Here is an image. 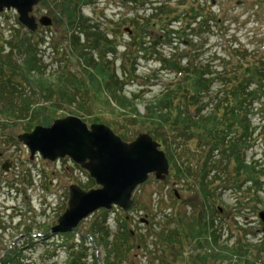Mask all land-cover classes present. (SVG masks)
<instances>
[{"label":"rangeland","instance_id":"rangeland-1","mask_svg":"<svg viewBox=\"0 0 264 264\" xmlns=\"http://www.w3.org/2000/svg\"><path fill=\"white\" fill-rule=\"evenodd\" d=\"M62 2L63 0H43L35 8L34 15L37 20L42 17L52 20L51 26H40L35 31L27 30L19 22L16 11L0 12V47H6L0 50V54L10 53L7 41L17 39V33L32 36L38 51L37 58L40 65L45 67L43 75L47 82L55 85L61 73L66 77H69L70 73L82 78L83 69L87 65L82 58H78V52H75L74 58L70 54V46L73 49V42L77 39L73 38L77 35L74 30H80L81 24L71 27L67 25ZM151 3H163L175 11L169 16H163L167 28L178 32V36H173L171 44L167 43L168 38L162 37L164 31L161 30V25H157V19L152 20L151 25L146 26L147 23H144V18H148L152 12ZM71 7L80 14V18L87 19L84 26L96 28L91 33L105 34L110 41L116 36L114 43L117 45V53L115 57H109L116 58L111 70L114 69L116 75L125 83V94L140 95L142 101H138L136 107L139 115L132 117L129 111L115 110V104L110 106L104 103L103 100L109 96L108 91L98 98L97 95L94 97L93 92L87 97V93L80 89L73 92L72 99L71 94L70 98H63L61 92L58 93L55 89L52 96L47 92L43 95L36 85L29 84L22 74L12 78L13 82L9 84L13 85V95L5 94V97L0 99L1 264L4 263L8 252L15 248L26 256L28 264H68L71 258L70 245L78 244L82 240L92 247L89 250L92 259L89 257L87 263L104 264L105 250L94 242L91 236L92 228L97 223L103 224L110 241L113 235L119 232L120 223L124 222L127 231H130L134 238L130 242L134 249L129 264H264V230L258 215L264 210V205L247 201L239 205L235 202L234 193L221 188L223 185L220 182L210 188L215 195L214 204L206 205L207 208L203 205L202 195L197 190V177L210 149L202 136L203 131H195L193 140L186 141L183 137L180 138L183 128L176 131H170L168 127L159 128L161 139L157 140L171 166L166 181H158L152 175L147 183L135 191L133 198L138 201V206L131 213L126 214L120 208L97 211L83 221L70 238L50 231L58 225L59 218L68 207L70 187L78 185L84 190H89L98 188V185L86 170L69 157L55 162L44 160L39 155L32 159L29 149L18 140L19 135L31 132L35 126L49 127L56 119L68 116L78 117L88 126L94 123L104 124L128 143L143 133L154 136L150 132L151 125L146 123L142 116H146L148 103L160 95L161 89L174 87L180 78L181 74L170 72L168 66L165 68L162 60L170 61V58L174 59L173 61L179 60L181 67H186L187 59L192 58L197 65H204L208 73H218L224 65L233 64L235 50L232 49L239 46L241 50L247 49L248 54H245L246 62L241 61L243 70L237 78L256 84L260 77L256 68H264V0H71ZM192 9L201 11L203 17L194 20V14L189 19L184 16ZM175 17L180 19L175 21ZM134 18L140 21L139 25L147 35V46L144 47L158 43L156 48H149L151 50L147 54L137 51L143 48L139 43L130 48L133 39L136 42L138 35L143 34L132 24ZM122 21L124 24L120 25ZM202 26L205 33L200 31ZM79 42L83 48L89 47L85 36L82 35ZM126 47L130 49L125 52ZM188 53L192 57H185ZM13 58L17 65L23 62V56L16 55V50ZM188 63L192 62L189 60ZM133 67L136 69L135 76L130 78L128 72L133 70ZM249 68H252L251 72L247 71ZM124 71L126 75L123 76ZM32 74L36 76L38 72L34 71ZM33 75H30V79L34 81ZM86 78L90 79L88 76ZM6 80V72L0 71L1 83ZM235 83L232 80L231 86L217 81L210 93L221 91L220 93L224 94L227 88L233 87ZM7 92L9 93V90ZM10 98L16 102L15 112H1L4 106L10 104ZM22 98L29 101L28 107H25ZM209 98L208 100L205 97L202 102L210 103L212 97ZM186 104V109L191 114H196V107L188 100ZM210 109L209 105L201 114L208 113ZM252 109V136L249 140L251 144L245 154L248 160L261 159L264 168V96H261ZM36 111L48 115L49 123L33 121ZM96 119H99V122L94 121ZM214 160L217 158L210 162ZM5 161H11L14 165L9 172L3 169ZM176 166L183 171H180L179 177L171 176ZM189 170L191 171L188 172ZM232 175L233 173L230 177ZM230 185L233 187L234 184ZM175 192L179 197H176ZM259 195L264 197V194ZM207 210L210 214L213 213L211 236H201L198 239L190 237L180 242L181 244L172 246L168 245V241L159 238L163 230L179 231L183 223L203 221V211ZM38 234L44 237H39ZM207 240L210 246L205 243ZM199 256L206 258L199 259Z\"/></svg>","mask_w":264,"mask_h":264},{"label":"trees","instance_id":"trees-1","mask_svg":"<svg viewBox=\"0 0 264 264\" xmlns=\"http://www.w3.org/2000/svg\"><path fill=\"white\" fill-rule=\"evenodd\" d=\"M53 1L55 2L56 0ZM62 3L63 4L61 5L64 6L67 25L71 27L75 25L78 26L79 23L81 24L79 27L80 30H74L77 35L73 38L77 39L73 42V49L70 46V54L74 58L75 52H78V58H82L83 62L87 64L83 69V77L81 78V76L79 77L70 73L68 74L69 77H66L61 73L57 78V85L50 84L47 82V78L43 75L45 67L40 65L37 58L38 51L33 43V37L30 35H23V33H17V39L7 41L10 53L6 55L0 54V71H5L7 77L6 82L4 81L1 83L0 81V99L5 97V94L13 95V92L11 93V87H13V85H10L9 83L13 82L12 78L14 76L22 74L24 79L29 84H35L43 95H46L45 92H47L49 96H52L54 91L57 90L58 93L61 92L60 94L63 98H70L71 94L72 99L73 92L81 89L87 93V97L93 92L94 97L97 95L99 98L102 93L108 91L109 96L106 98L104 97V103L110 104V106L115 104V110H120L122 112L129 111L132 117L139 115L136 107L137 102L142 101L140 95L136 93L131 95L125 94L123 92L125 83L121 81L120 76L116 75L114 69L111 70V65L116 58L111 60L108 57H115L117 53V45L114 43L116 36H113L114 40L110 41L106 38L105 34L100 32L91 33V31L96 30V28L84 26L87 19L80 18V14L74 7H71V0H63ZM156 4L157 3H151L152 12L148 18H144V23H147L146 26L151 25V21L157 19V21H159V24L157 25H161V30L164 31L162 37L168 38L166 39L167 43L171 44L173 36H178V32L171 31L167 28V25L164 24L163 16H169L175 11H172L168 5L166 7L163 3H160V5ZM192 13L193 9L192 11L186 12L184 16H188L189 19L191 18ZM194 15L200 17L202 16V13L194 11ZM179 19L180 17H175V20ZM131 22L136 25L137 29H135L141 31V34H143L138 35L135 39L136 42H134L133 39L130 48L135 47L136 43H139L141 46L143 45V48L137 50L141 54H147L151 50H149V48H153V46L156 48L155 46H157L158 43L155 45L151 44V47H144L147 46L145 41L147 35L139 25L140 21L134 18ZM123 24L124 22L122 21L120 25ZM82 28L84 31H82ZM200 31L202 33L205 32L203 26ZM82 35L85 36V42L89 44L88 48H83V45L81 44L82 47L80 45L79 41ZM157 38L160 39V37ZM4 48L6 47L1 46L0 50ZM130 48L126 47L124 49L125 52ZM15 50L16 55L23 56V62H21L20 65H17L14 61L13 53ZM90 50L93 52L89 53ZM96 51L98 52V55ZM152 53L155 54L154 51ZM95 55H97V57H95ZM128 55L132 56L131 54ZM193 56L195 55L193 54ZM242 58H245V55L242 54ZM173 60L170 58V61H162L164 62L165 68L168 66L170 72H181L183 73V76L175 82L176 85H174V87L172 86L171 88V86H168L162 88L160 95L148 103L146 116H142L146 120V123L151 125L150 132L154 135L152 137L159 142L157 139H161V137L158 129L166 127H168L170 131H176L178 128H183L184 130L180 133V138L183 137L186 141L193 140V133L195 131H203L202 136L208 142L207 145L210 146L209 154L207 155L201 171H199L200 174L197 177L199 180L197 190L199 191V194L202 195L204 206L214 204L215 195L210 188H212L216 182H220L223 185H221V188L224 190H231L235 195V202L239 205H242L241 203L245 201L261 203L264 205V197L262 198L259 195V193L264 194V181H262L264 177L263 163L260 162L261 159L248 160L245 154L247 148L251 144L249 140L252 136L250 121L253 114L252 107L254 104L258 103L261 96H264V68H256L259 71L260 77L257 83L254 84L249 80L247 81L240 77L237 78V76L242 74L243 70L241 61L243 60L246 62V58L239 60L238 63L235 64V68L232 67L230 70L218 73H208L204 65H197L196 62L194 63L192 60L193 64L188 63V60L186 61V67H181L180 63H178L179 60ZM16 67L19 70H17ZM124 69H126L125 64ZM135 70L136 69L133 67V70H130L129 72L127 71L130 78L135 76ZM250 70H252V68L247 69V71L251 72ZM34 71L38 72L39 77L38 75L34 76L32 74ZM125 71L123 72V76L126 75ZM30 75L35 77L34 81L30 79ZM86 76L90 79H87ZM232 80L236 83L233 87L230 88L229 86V88H227L228 90L224 93L225 95L221 94V91L210 93V89L215 82L218 81L225 85L228 84L232 86ZM68 87H71L72 89H69ZM7 90H9L10 94ZM14 91H16V89H14ZM210 96L212 97L210 103L202 102L205 97L209 100ZM22 100L25 102V107H28L27 105L29 104V101L25 98H22ZM187 100L196 107V114H191V112L186 109L185 106H187ZM9 101L10 104L4 106V109L1 112L7 114L11 112V114H13L15 112L17 107L15 105L16 102H14L13 98H10ZM209 105L211 106L209 112L202 115L201 112L206 110ZM23 110L24 109H22V111ZM48 117V115L41 113V111H36L33 121L41 124H48L50 120ZM94 121L99 122V119ZM190 129H192L191 132ZM191 133L193 135H191ZM213 158H217V160L210 162ZM177 170L179 171L178 174ZM180 171L182 170L176 166L175 170L171 173V176L179 177ZM190 171L191 170L188 172ZM232 173L233 175L230 177V174ZM230 183L234 184L233 187ZM229 185L231 187H229ZM213 189L216 190L218 188ZM207 207L208 206L205 208ZM203 212V221L195 220L192 223H183V227L182 229L179 228V231L169 229L170 231L164 232L163 230L159 235V238L162 241H168V245L172 246L181 244L180 242H183V240L190 237H192V239H198L201 236H211L210 229L213 227L214 222V220H211L213 213L210 214L209 210ZM180 222H182V219H180ZM71 235L72 234H67L65 236L70 238ZM91 236L94 238V242L97 246L104 247V264L130 263L129 259L132 256L131 252L134 249L130 242L131 239L133 240L134 238L131 232L127 231L126 222L120 223L119 232L114 234L113 239L110 241L108 240L109 235L101 223H97L92 228ZM205 243L210 246L208 240L205 241ZM91 248L92 247L89 246V243L85 240H82L78 244L70 245L69 252L71 258L68 261V264H88V258L90 257V259H92L91 254H89ZM198 258L205 259L206 257L199 256ZM164 259H166V257ZM27 261L28 259L26 256L15 248L8 252L3 264H28Z\"/></svg>","mask_w":264,"mask_h":264},{"label":"water","instance_id":"water-1","mask_svg":"<svg viewBox=\"0 0 264 264\" xmlns=\"http://www.w3.org/2000/svg\"><path fill=\"white\" fill-rule=\"evenodd\" d=\"M43 0H0V12L14 9L19 22L35 31L38 23L34 8ZM42 26H51L52 20L42 17ZM29 149L31 158L39 154L44 160L55 162L69 157L86 170L99 186L89 191L78 185L70 187L68 207L59 218L54 233H72L80 223L95 212L119 207L129 214L138 205L133 194L148 182L152 175L166 181L170 163L161 145L149 133L125 142L104 124H91L75 116L56 119L49 127L37 126L32 132L18 136ZM5 170L9 169L5 165ZM264 224V211L259 213ZM264 230V226H263ZM2 258H0V262Z\"/></svg>","mask_w":264,"mask_h":264},{"label":"flooded vegetation","instance_id":"flooded-vegetation-1","mask_svg":"<svg viewBox=\"0 0 264 264\" xmlns=\"http://www.w3.org/2000/svg\"><path fill=\"white\" fill-rule=\"evenodd\" d=\"M5 165H8L9 166V169L6 171V172H9L11 171V169L13 168V163L11 161H5L4 164H3V169H5Z\"/></svg>","mask_w":264,"mask_h":264}]
</instances>
